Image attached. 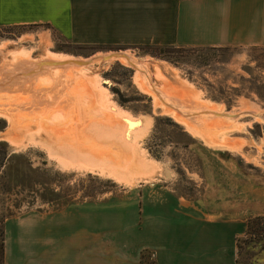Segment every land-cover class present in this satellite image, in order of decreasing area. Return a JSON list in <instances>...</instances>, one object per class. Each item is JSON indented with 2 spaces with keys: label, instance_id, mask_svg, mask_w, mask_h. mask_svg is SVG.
I'll return each mask as SVG.
<instances>
[{
  "label": "crops",
  "instance_id": "1",
  "mask_svg": "<svg viewBox=\"0 0 264 264\" xmlns=\"http://www.w3.org/2000/svg\"><path fill=\"white\" fill-rule=\"evenodd\" d=\"M18 27L48 28L98 54L147 46L264 48V0H0V28ZM61 59L47 57L38 73H62L64 65H53ZM68 68L53 88L82 92L92 116L73 117L67 137L48 148L60 147L66 170L107 177L126 192L5 218L0 264H236L248 221L264 217V177L203 148V193L180 196L140 141L124 139L121 119L98 114L105 105L94 75L84 79Z\"/></svg>",
  "mask_w": 264,
  "mask_h": 264
},
{
  "label": "rangeland",
  "instance_id": "2",
  "mask_svg": "<svg viewBox=\"0 0 264 264\" xmlns=\"http://www.w3.org/2000/svg\"><path fill=\"white\" fill-rule=\"evenodd\" d=\"M125 53L137 63L134 69L121 59L104 60L115 52L98 54L94 48L70 45L48 28H0V250L5 218L126 192L107 177L62 166L57 146L67 137L73 117L92 116V102L82 92L65 90L53 100L45 92L52 100L48 104L32 103L30 83L37 74L31 73L43 69L47 57L85 62L97 56L88 67L69 63L63 75L46 77L60 86L66 67L82 71L84 79L94 75L96 93L105 105L98 114L119 117L124 139L140 141L168 172V182L180 196L194 200L203 193V148L264 177V48L143 47ZM19 79L25 81L22 86ZM125 118L134 121L138 131H129ZM47 142L57 143L58 150L51 152ZM247 226L237 241V264H264V217L251 218Z\"/></svg>",
  "mask_w": 264,
  "mask_h": 264
},
{
  "label": "bare ground",
  "instance_id": "3",
  "mask_svg": "<svg viewBox=\"0 0 264 264\" xmlns=\"http://www.w3.org/2000/svg\"><path fill=\"white\" fill-rule=\"evenodd\" d=\"M116 53V52H115ZM96 58L97 57H93V58H91V59H89V60H86L85 62H77V61H71V62H53V65L56 67H59L61 64H63L64 66H68V64L70 63L71 65H79V66H83V67H88V66H90L91 64H93V63H95V62H97V60H96ZM99 59H101V58H99ZM119 59H121L122 61H124V62H126V63H131V65L130 66H135V65H137V63L135 62V60L133 59V57H127V56H124V54H121V53H116V54H111L110 56H108V57H106V58H104V60L105 61H114V60H118L119 61ZM64 60V59H63ZM41 65V64H40ZM134 66L132 67L133 69H134ZM33 73H35V74H37L36 76H35V78H34V80L30 83V87L32 88V94H33V96H32V99H34L36 102H32V103H36L37 105L38 104H48V102H49V100H48V98L44 95V93L45 92H47V94L48 95H50V97H52L53 98V96H52V93L51 92H55V90H54V86L52 85V83H51V79H52V77H46V75H41V74H38V71L36 70L35 72H32L31 74H33ZM27 74H28V72H27ZM62 74V73H61ZM63 75V74H62ZM29 76V75H28ZM21 79H19L17 82H19L20 83V86H22L24 83H25V81H20ZM67 80H70V79H67ZM71 82V81H70ZM8 83H9V81H8ZM27 83V82H26ZM29 83V82H28ZM10 84V83H9ZM9 84H8V86H9ZM64 84V83H63ZM67 84V83H66ZM5 85H7V84H5ZM12 85H15V84H12ZM71 85H72V83H71ZM70 84L68 85V86H71ZM25 86H26V84H25ZM67 86V87H68ZM150 87H151V90L153 91V92H155V94H157L159 97H160V94H159V92H157L151 85H150ZM58 88V87H57ZM62 89H63V87H61ZM69 89H70V87H68ZM77 88V87H76ZM62 89H59L60 91H62ZM71 89H73V88H71ZM12 90V89H11ZM73 90H75V88L73 89ZM59 91V92H60ZM65 91V90H64ZM41 92V93H40ZM63 92V91H62ZM73 92H75V91H73ZM31 94V95H32ZM65 95V94H64ZM54 96H56L55 94H54ZM65 98H67V95H66V97H64L63 99H65ZM160 98H162V97H160ZM58 99V98H57ZM80 99V98H79ZM56 100V99H55ZM80 101V100H79ZM51 102V101H50ZM57 103V102H56ZM77 103H78V101H77ZM80 103V102H79ZM29 104H31V103H29ZM52 104V103H51ZM75 104V101H74V103H73V105ZM71 105V104H70ZM69 105V106H70ZM76 105V104H75ZM77 107V106H76ZM71 109V108H70ZM73 110H75L74 108H73ZM76 111V110H75ZM84 113V112H83ZM68 114V113H67ZM81 114V113H80ZM69 115V114H68ZM65 116V115H64ZM68 118H70V116H67ZM83 120V119H82ZM124 121H125V125H126V128H128V130L129 131H133V130H135V131H138V130H136L135 128L137 127V124L134 122V121H132L131 119H129V118H125L124 119ZM79 122V121H78ZM37 123V122H36ZM185 124V123H184ZM138 128V127H137ZM131 132H129V133H131ZM135 133V132H134ZM128 136V135H127ZM127 140V139H126ZM79 148V147H78ZM108 165V164H107ZM111 165V164H110ZM117 166V165H116Z\"/></svg>",
  "mask_w": 264,
  "mask_h": 264
},
{
  "label": "trees",
  "instance_id": "4",
  "mask_svg": "<svg viewBox=\"0 0 264 264\" xmlns=\"http://www.w3.org/2000/svg\"><path fill=\"white\" fill-rule=\"evenodd\" d=\"M148 48H152V46H147ZM155 48H173V47H155ZM210 49H214V48H210ZM121 102V101H120ZM3 223V222H2ZM1 231H2V224H1ZM1 258H2V236H1ZM1 262V261H0ZM236 264H237V260H236Z\"/></svg>",
  "mask_w": 264,
  "mask_h": 264
}]
</instances>
